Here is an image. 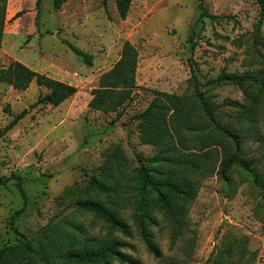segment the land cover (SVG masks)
<instances>
[{
	"label": "rangeland",
	"instance_id": "rangeland-1",
	"mask_svg": "<svg viewBox=\"0 0 264 264\" xmlns=\"http://www.w3.org/2000/svg\"><path fill=\"white\" fill-rule=\"evenodd\" d=\"M55 1H40L37 24L36 0L6 1L0 69L18 61L74 86L76 93L53 107L37 103L48 91L33 82L23 91L0 83V177L19 174L28 200L12 224L23 200L14 181L0 187V250L23 239L42 249L45 235L73 222L99 243L121 242L119 251L127 258L85 264H211L226 238L245 244L244 259L252 257V264H264L263 192L237 166L223 180L218 165L234 147L209 124L214 141L208 147L191 145L194 155L207 152L210 157L207 161L201 157V168L187 175L195 191L185 204L180 234L173 238L158 209L153 211L154 222L142 224L160 256L151 254L143 242L137 217L139 191L133 178L131 188L118 196L114 206L129 226V236L110 231L101 220L58 199L65 190L79 191L91 179L100 178L99 168L113 146L122 148L131 175L139 166L137 158L154 157L156 150L140 142L137 120L153 91L193 102L197 87L221 123L234 122L233 112L252 93L261 112L259 134L247 137L240 154L264 175V155L259 153L264 154L260 142L264 139V92L257 84L264 77V17L256 0H204L209 16L202 18L196 0H132L123 20L116 0H107V13L102 0H59V5ZM125 41L138 51L134 98L117 114L92 110L88 106L91 91L119 59ZM64 42L92 54V65L84 64ZM194 108V121L202 127L199 118L205 120ZM23 110L25 116L5 131ZM56 258L51 255L50 261ZM24 262L43 264L36 256Z\"/></svg>",
	"mask_w": 264,
	"mask_h": 264
},
{
	"label": "trees",
	"instance_id": "trees-1",
	"mask_svg": "<svg viewBox=\"0 0 264 264\" xmlns=\"http://www.w3.org/2000/svg\"><path fill=\"white\" fill-rule=\"evenodd\" d=\"M6 1L0 0V45L3 35V24L6 9ZM40 1L36 0L35 24L38 23ZM200 10L199 17L209 16L204 0H196ZM132 0H116V11L121 20L125 19ZM261 17H264V0H256ZM59 5V0L55 1ZM102 5L107 13V0H102ZM22 12L16 14L20 16ZM68 48L86 65L91 66L93 55L82 51L71 43L64 42ZM138 64V51L129 42L122 44L119 59L109 71L101 74L98 85L91 91L89 108L100 111L103 114L119 113L134 98L136 89L135 74ZM44 87L48 93L39 97L37 103H46L57 107L76 93V88L67 83L55 80L45 74L37 73L18 61H11L6 67L0 69V83L11 86L14 90H26L31 83ZM259 89L264 92V77L257 82ZM153 98L149 105L137 115L138 135L140 142L149 145L156 150L153 158L145 161L137 158L139 166L133 171V175L127 169V161L122 148L113 146L104 157V162L99 168L98 179H91L81 190H65L58 199L62 203H73L75 207L94 218L101 220L110 231H118L130 235L131 231L123 218L114 208L119 200V195L130 188L131 178L136 182L138 214L140 232L148 251L160 256L156 246L151 241V236L145 231L142 224L156 220L154 209L163 211L166 221L171 227V234L176 238L184 227L185 204L192 201L195 188L188 179L189 172L198 171L201 166V157L207 161L210 154L204 152L196 156L192 152V143L208 145L213 142L215 136L208 130L207 125L232 142L234 150L222 157L218 165V173L223 180H228V171L232 166H237L246 172L252 184L263 192L264 206V175L259 174L251 160H246L240 154V147L247 137L258 135V98L252 93H247L248 100L245 105H238L233 112L234 122L221 123L212 113L211 103L195 87L193 102L184 96L153 91ZM199 110L205 123L200 118L202 127L195 121V108ZM26 110L17 114L5 127V131L11 129L16 122L25 116ZM258 116V118H257ZM264 146V139L260 140ZM262 156V152H259ZM261 156V157H262ZM202 161V162H204ZM15 182V188L23 200V207L16 211L11 223L27 204V195L23 187V179L17 173H11L7 177H0V187L10 181ZM106 199V202L99 199ZM112 198V200H111ZM116 203V204H115ZM17 232V230L15 229ZM18 233V232H17ZM23 238H25L22 235ZM94 239V240H93ZM44 246L37 248L27 239L20 243L0 250V264H28L32 256L39 258L43 264H85L106 262L109 258L125 261L126 255L119 251L123 244L117 240H106L104 243L85 235L84 230L73 222L65 223L60 229L53 231L51 235H45L42 239ZM216 258L210 260L211 264H252L253 258L244 259L247 255L245 244L239 239L226 238ZM51 255H55L56 262L50 261ZM247 260V261H246Z\"/></svg>",
	"mask_w": 264,
	"mask_h": 264
}]
</instances>
